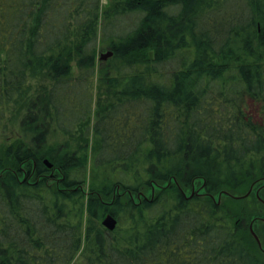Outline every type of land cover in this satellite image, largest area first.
<instances>
[{
  "label": "trees",
  "instance_id": "16d2710c",
  "mask_svg": "<svg viewBox=\"0 0 264 264\" xmlns=\"http://www.w3.org/2000/svg\"><path fill=\"white\" fill-rule=\"evenodd\" d=\"M19 102L0 264H264V0H0V130Z\"/></svg>",
  "mask_w": 264,
  "mask_h": 264
},
{
  "label": "rangeland",
  "instance_id": "374dc122",
  "mask_svg": "<svg viewBox=\"0 0 264 264\" xmlns=\"http://www.w3.org/2000/svg\"><path fill=\"white\" fill-rule=\"evenodd\" d=\"M98 4L100 5L101 12H103V10H105L108 7L109 0H98ZM136 16H137L136 14H130L128 16L119 17L117 21H115V24L117 25V27L112 29L114 31L112 32L115 34H119L123 31H127L129 28L131 29L133 25L135 24V21L137 20ZM103 18L104 17L101 14V22H100L101 26H103L104 24ZM101 37H102V32L101 30H99L98 38L95 43L97 61L101 60L99 58L101 54L111 51L107 42L102 41ZM110 57L111 56H109L106 60H108ZM42 80H43V76H35V77L33 76L30 78V81H29L30 88L28 92L25 94V96H27L26 98L28 97L33 98V99L35 98V96L39 93L37 89H38L39 84L43 82ZM25 109H26V105L23 106V103H20V102L17 104H13L11 106V111L7 114L4 120L3 127L0 130V145L5 142L12 141L16 138H21L20 120L25 114ZM249 111H251V113L255 117L259 116L257 113L258 111H257L256 106L252 103H249ZM61 139L62 138L59 136V140ZM70 143L74 145L75 142L71 140ZM261 249H264V246L261 245L260 247H258L259 252H261Z\"/></svg>",
  "mask_w": 264,
  "mask_h": 264
},
{
  "label": "water",
  "instance_id": "95a60500",
  "mask_svg": "<svg viewBox=\"0 0 264 264\" xmlns=\"http://www.w3.org/2000/svg\"><path fill=\"white\" fill-rule=\"evenodd\" d=\"M111 54H112V51H108L104 54H101L99 58L101 60H106L109 56H111ZM45 162H47V161H45ZM47 165L50 166L49 163H47ZM116 223H117L116 219L109 213L106 214L101 220L102 226L105 227L109 231L113 230L116 227ZM249 230H250V233L252 234L253 238L257 242L258 246L260 247L261 246L260 240L257 237V235L255 234V232L253 231L251 225L249 226ZM261 250H262V252H264V249H261Z\"/></svg>",
  "mask_w": 264,
  "mask_h": 264
}]
</instances>
